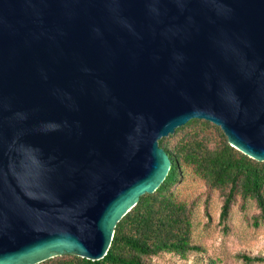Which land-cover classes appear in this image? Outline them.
I'll return each instance as SVG.
<instances>
[{
    "label": "water",
    "instance_id": "1",
    "mask_svg": "<svg viewBox=\"0 0 264 264\" xmlns=\"http://www.w3.org/2000/svg\"><path fill=\"white\" fill-rule=\"evenodd\" d=\"M192 120L264 162V0H0V264L103 260Z\"/></svg>",
    "mask_w": 264,
    "mask_h": 264
},
{
    "label": "trees",
    "instance_id": "2",
    "mask_svg": "<svg viewBox=\"0 0 264 264\" xmlns=\"http://www.w3.org/2000/svg\"><path fill=\"white\" fill-rule=\"evenodd\" d=\"M160 146L172 161L169 176L119 222L107 256L91 261L65 255L42 264H150L151 257L168 254L186 258L190 252H202L204 249L194 244L188 202L181 200L175 189L191 178L224 194L222 223L228 221L237 198L254 200L264 212V162L233 148L220 127L192 120L175 135L160 140ZM243 257L247 262L262 260Z\"/></svg>",
    "mask_w": 264,
    "mask_h": 264
},
{
    "label": "rangeland",
    "instance_id": "3",
    "mask_svg": "<svg viewBox=\"0 0 264 264\" xmlns=\"http://www.w3.org/2000/svg\"><path fill=\"white\" fill-rule=\"evenodd\" d=\"M175 189L177 196L188 202L194 244L204 250L190 252L186 258L168 254L151 257L150 264H264V212L254 200L237 198L228 221L222 223L225 196L221 191L210 190L204 181L194 178ZM243 256L262 260L247 262Z\"/></svg>",
    "mask_w": 264,
    "mask_h": 264
}]
</instances>
